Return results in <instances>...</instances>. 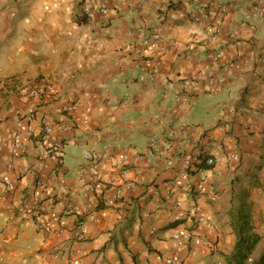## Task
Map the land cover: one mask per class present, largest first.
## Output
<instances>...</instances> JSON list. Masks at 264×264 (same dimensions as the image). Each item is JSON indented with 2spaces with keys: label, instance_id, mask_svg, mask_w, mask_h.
<instances>
[{
  "label": "crops",
  "instance_id": "0c3cea01",
  "mask_svg": "<svg viewBox=\"0 0 264 264\" xmlns=\"http://www.w3.org/2000/svg\"><path fill=\"white\" fill-rule=\"evenodd\" d=\"M85 1L0 0V264H166L174 256L182 264H225L244 214L261 237L259 255L264 0H106V10L87 21L78 15ZM199 13L207 16L192 17ZM142 39L146 57L127 50ZM219 76L221 90L209 92L204 77ZM38 77L53 87L33 112L35 132L42 120L53 126L41 186L36 133L24 137L21 151L11 136L34 105L18 89ZM69 104L72 113L53 112ZM60 122L71 129L60 133ZM61 139L68 142L54 152ZM85 152L99 159L101 185L87 211V175L76 172L87 165ZM198 155L213 164L197 160L179 171ZM10 160L24 172L7 187ZM121 160L122 167L112 165ZM34 190L69 200L73 213L43 230L21 218L18 206ZM80 221L81 240L55 233Z\"/></svg>",
  "mask_w": 264,
  "mask_h": 264
},
{
  "label": "built area",
  "instance_id": "2783aa9c",
  "mask_svg": "<svg viewBox=\"0 0 264 264\" xmlns=\"http://www.w3.org/2000/svg\"><path fill=\"white\" fill-rule=\"evenodd\" d=\"M107 8L106 0H87L83 2L78 8V15L82 18L87 20H92L97 14L105 11ZM207 13H199L198 15L192 14L194 19L199 17H206ZM216 33V32H215ZM148 39H142L136 43H129L127 45V50L135 55L140 57H146L147 54V46H148ZM264 61V60H263ZM207 80V89L209 92H216L221 90V86L223 85V78L221 76L217 77L215 80H211L208 77H204ZM185 87V85L183 86ZM53 89L52 83L48 81L44 77H38L32 81H26L19 87V92L22 94L23 98L28 100H33V110L30 113H25L18 117L11 129V136H12V147L14 150L21 151L24 146V137L31 136L36 133V138L38 140V144L36 147V160L39 163V173L37 175V183L36 186H41V181L46 179V169L49 166V161L47 158L48 149L45 148V145L51 141V134L53 131V126L47 122L46 120L40 121L37 131L35 132V128L32 126V122L34 118V111L36 109H40L46 98L49 97V92ZM74 106L69 105H61L54 109V113L58 118L66 116L73 112ZM68 118V117H67ZM57 119V118H55ZM64 121V120H63ZM59 127L60 133L68 132L71 129V123L60 122L57 124ZM68 142V140L61 139L54 141V143L50 146V148L58 150L62 144V142ZM52 154V153H51ZM53 155V154H52ZM84 159L87 162V165L77 169V174L87 175V182L84 184L85 187L81 192V196L87 200L85 209L86 211L91 209L97 199V194H99L101 185H100V176L98 173V157L90 152H85L83 155ZM56 155L52 156L51 160H55ZM200 160L203 162L207 167L213 164V158L207 156H187L185 158L184 164L181 168H179L180 172H185L191 167V163L194 161ZM113 166L122 167L124 162L121 161H114L112 162ZM7 169L12 172L13 177L10 179H5L4 184L7 187H10L12 182H15L20 179L24 170L22 168H16L13 161L10 160L7 165ZM200 175H203V171L200 172ZM131 187L130 182H126L124 184L125 189H129ZM195 191L198 193L203 192V188L201 185L196 186ZM120 190H118L119 192ZM39 191L33 192L32 198L29 202H23L20 206H18V211L23 219H32L34 223L40 229H48L51 228L52 224H59L64 216H68L73 213L74 206L69 200H59L52 195L50 191L45 193V197L42 198L39 194ZM157 192L155 191V194ZM55 206L56 209L51 212V216L48 219H42V214L46 213L47 208H51ZM59 207V208H57ZM147 216V215H146ZM64 231L70 234V237L74 238L75 240H81L83 238V234L86 231V225L84 222H78L75 225L70 227H60L57 226L55 229V233L57 236H62ZM66 238V237H65ZM175 239L179 242H188L189 238L186 234H178L175 236ZM251 261V260H250ZM183 260L180 257H172L167 260L166 264H182ZM79 264V263H77Z\"/></svg>",
  "mask_w": 264,
  "mask_h": 264
},
{
  "label": "trees",
  "instance_id": "16d2710c",
  "mask_svg": "<svg viewBox=\"0 0 264 264\" xmlns=\"http://www.w3.org/2000/svg\"><path fill=\"white\" fill-rule=\"evenodd\" d=\"M248 216L239 215L234 226L236 240L233 250L225 256V264H264V247L256 254L261 237L252 231ZM251 260V261H250Z\"/></svg>",
  "mask_w": 264,
  "mask_h": 264
}]
</instances>
